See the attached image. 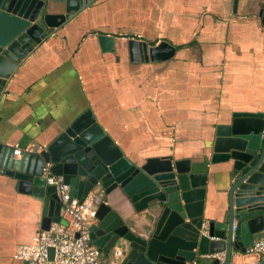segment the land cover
I'll return each mask as SVG.
<instances>
[{"label": "crops", "instance_id": "obj_1", "mask_svg": "<svg viewBox=\"0 0 264 264\" xmlns=\"http://www.w3.org/2000/svg\"><path fill=\"white\" fill-rule=\"evenodd\" d=\"M258 12V0H93L37 44L8 79L0 92V143H37L45 151L90 109L134 163L170 156L207 172L204 217L222 221L230 167L213 161L216 132L235 113L264 112ZM10 23L0 16L1 35ZM100 36L111 37L113 48H104ZM130 38L167 41L176 51L163 61H133ZM15 183L0 174V264H27L16 257L18 245L32 243L45 213L55 210ZM263 235L264 229L254 240ZM100 256L119 263L115 249ZM218 257L222 264L225 252ZM256 258L234 250L229 264Z\"/></svg>", "mask_w": 264, "mask_h": 264}, {"label": "water", "instance_id": "obj_2", "mask_svg": "<svg viewBox=\"0 0 264 264\" xmlns=\"http://www.w3.org/2000/svg\"><path fill=\"white\" fill-rule=\"evenodd\" d=\"M93 0H0V16L11 30L0 34V92L22 60L51 32ZM258 16L264 25V0ZM104 48L113 39L100 36ZM109 44V45H108ZM133 61H163L176 48L167 41L150 45L130 38ZM0 143V174L16 181L20 191L45 197L43 226L68 225L61 215L56 187L47 182L44 167L62 175L71 195L90 199L96 213L89 225L91 245L110 254L120 248L118 264H229L233 251L246 252L264 229V112L235 113L220 126L213 161L229 165L228 208L222 221L204 217L207 172L189 160L150 157L137 164L124 155L88 109L50 144L47 150L22 152ZM78 236V234H76ZM50 258L54 249L49 248Z\"/></svg>", "mask_w": 264, "mask_h": 264}, {"label": "built area", "instance_id": "obj_3", "mask_svg": "<svg viewBox=\"0 0 264 264\" xmlns=\"http://www.w3.org/2000/svg\"><path fill=\"white\" fill-rule=\"evenodd\" d=\"M14 149V154L19 156L22 152H40L44 146L30 143L26 148H21L17 144ZM44 175L48 184L56 187L62 204L61 215L69 220V224L56 223L48 230H40L32 243L18 245L16 257L27 264H106L98 248L90 242L89 225L96 213L92 201L86 199L80 202L72 197L69 184L62 175L52 173L51 164L45 165ZM49 248L54 249L53 258L49 256ZM121 253L120 248L115 249L117 258ZM246 253L257 258L241 264H264V235L253 240Z\"/></svg>", "mask_w": 264, "mask_h": 264}]
</instances>
